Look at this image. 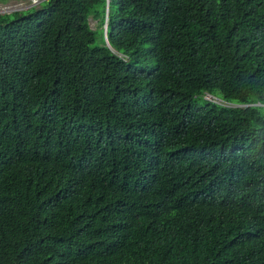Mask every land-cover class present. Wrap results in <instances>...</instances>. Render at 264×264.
<instances>
[{"label":"trees","instance_id":"16d2710c","mask_svg":"<svg viewBox=\"0 0 264 264\" xmlns=\"http://www.w3.org/2000/svg\"><path fill=\"white\" fill-rule=\"evenodd\" d=\"M0 264H264V0L0 16Z\"/></svg>","mask_w":264,"mask_h":264},{"label":"rangeland","instance_id":"374dc122","mask_svg":"<svg viewBox=\"0 0 264 264\" xmlns=\"http://www.w3.org/2000/svg\"><path fill=\"white\" fill-rule=\"evenodd\" d=\"M33 0H28V1H17V0H12L9 1L7 4H0V16H5V15H11L16 12H24L25 10H29L30 5H32ZM34 7V6H32ZM91 25L94 30H97L99 28L98 22L95 20H91Z\"/></svg>","mask_w":264,"mask_h":264},{"label":"built area","instance_id":"2783aa9c","mask_svg":"<svg viewBox=\"0 0 264 264\" xmlns=\"http://www.w3.org/2000/svg\"><path fill=\"white\" fill-rule=\"evenodd\" d=\"M41 1L42 0H33V3H32V5H30V7L37 6L38 4L41 3ZM206 99L209 100V101L218 103V104H222V102L219 99H217V98H215V97H213V96H211L209 94L206 95Z\"/></svg>","mask_w":264,"mask_h":264},{"label":"clouds","instance_id":"9594fccd","mask_svg":"<svg viewBox=\"0 0 264 264\" xmlns=\"http://www.w3.org/2000/svg\"><path fill=\"white\" fill-rule=\"evenodd\" d=\"M30 8H32V7H30ZM206 98V97H205ZM218 99V98H217ZM207 100V99H206ZM220 100V99H219ZM209 101V100H208ZM221 101V100H220ZM210 102H212V101H210ZM222 102V101H221ZM224 105H227V104H224Z\"/></svg>","mask_w":264,"mask_h":264}]
</instances>
